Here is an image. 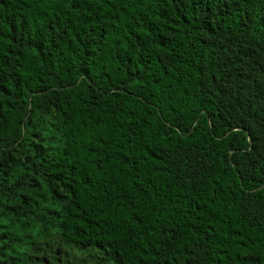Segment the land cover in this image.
<instances>
[{
	"label": "clouds",
	"instance_id": "obj_1",
	"mask_svg": "<svg viewBox=\"0 0 264 264\" xmlns=\"http://www.w3.org/2000/svg\"><path fill=\"white\" fill-rule=\"evenodd\" d=\"M0 264H264V0H0Z\"/></svg>",
	"mask_w": 264,
	"mask_h": 264
}]
</instances>
